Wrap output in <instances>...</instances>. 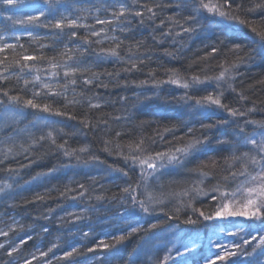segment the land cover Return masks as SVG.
<instances>
[{"label": "snow or ice", "instance_id": "obj_1", "mask_svg": "<svg viewBox=\"0 0 264 264\" xmlns=\"http://www.w3.org/2000/svg\"><path fill=\"white\" fill-rule=\"evenodd\" d=\"M22 3L23 0H0V5L8 6L5 11ZM27 7L31 14L23 18L7 17L22 29L6 27L5 32L13 34H0V165L16 162L15 167L11 163L0 167V172L10 177L19 176L23 170L55 156L59 163L37 173L32 181L40 177L57 179V173L70 169L90 183L71 180L45 185L43 191L22 198L25 205L83 198L118 202V207L112 211L117 219L133 221L139 216L143 222L135 220V226L130 223L116 232H105L100 227L102 235L97 237L94 233L98 226L89 223L88 231L75 228V223L88 220L87 216L66 212L56 217L55 223L59 225L58 232L71 225L69 238L63 241L57 238L46 251L37 248L29 257L17 259L23 246L34 236L25 225L13 219L5 228H0V237L6 238L0 243V250L9 258L6 264H33L34 261L53 264V259L57 264H80L78 258L87 260L86 253H92L98 264H112L122 259V252L136 236L141 237L142 243L133 250L127 264H188L189 256L193 257L192 264H264V119L246 118L264 108L258 107L255 100H251V106H246L250 101L248 90L236 86L241 67L249 65L256 57L264 61V15L254 18L255 14L264 13V0H168L166 3L100 0L88 6L81 5L80 0H33ZM164 9H172V14L162 17ZM93 12L103 13L105 18ZM88 19L94 23L83 22ZM133 22L139 26L154 25L151 39L155 47H149L144 39L133 38L126 44L118 35L109 34L117 30L127 33ZM96 25L101 27L97 29ZM36 28L48 30L49 35L43 38L35 35ZM244 28L253 34L254 47L248 51L230 34ZM157 30L159 36L155 35ZM25 36L27 45L21 42ZM185 37L188 41L200 39L201 46L196 51L201 55L190 59L183 70L161 64L150 67L155 62L152 55L155 48L169 39L178 47L163 48V55L171 60L184 59L182 52L189 47ZM44 40L49 43L42 42ZM34 44L37 46L33 47ZM46 49H51L53 54H47ZM88 55L96 57L92 64L87 63ZM106 62L120 66L119 71L105 69ZM145 68L148 69L147 79L119 81L121 72L131 74L143 72ZM161 71L165 78L158 76ZM103 77L109 78V83L115 81L114 87L149 83L154 88L174 85L183 92L173 99L193 109L196 115L207 113L205 118L211 120L220 111L226 113L227 118L217 117L215 122L209 123L201 120L199 130L183 124L181 135H177L181 128L176 125L142 120L136 125L138 134L125 141L122 137L131 134L115 131L112 135L110 124L130 121L131 117L94 114L95 110L105 107L100 102V94L92 91L109 87ZM209 86H212L211 91H208ZM257 86H264V78L249 85V90ZM90 92L92 94L88 95ZM227 93L235 94L239 106L225 102ZM120 99L128 100L123 96ZM156 99L162 104L170 102L160 96ZM77 107L83 109L79 114L75 111ZM26 116L36 119L29 126L19 127ZM50 117L63 119L51 120ZM241 118H244L242 122ZM71 121L76 123L70 124ZM58 124L62 126L57 127ZM233 124L232 131H220L221 126ZM145 128H152L151 133H146ZM214 129L220 135H216ZM89 133L98 148L90 141L77 147L69 143L77 137L86 139ZM99 153L122 159L128 169L137 174L135 182L126 180L122 187L117 186L118 195L101 193L93 197L98 178L85 169L105 174L116 172L130 180L129 170L106 164ZM19 157L28 163H20ZM15 187V181L5 182L0 193L12 196ZM55 212V208L48 207L37 219L51 220ZM172 221L175 223H169ZM181 225L197 227L185 229L186 239H181L177 246L175 241ZM165 226L173 229L171 239L165 238L166 243L152 252L147 245L158 231L166 230ZM199 226L207 239V254L199 247L203 244ZM49 231L46 225L41 226V232ZM20 232L24 236H20ZM222 234H226L224 239L231 237V242H221ZM54 249H63L62 255L55 256ZM50 253L52 259H48ZM242 256L244 259H240Z\"/></svg>", "mask_w": 264, "mask_h": 264}, {"label": "trees", "instance_id": "obj_2", "mask_svg": "<svg viewBox=\"0 0 264 264\" xmlns=\"http://www.w3.org/2000/svg\"><path fill=\"white\" fill-rule=\"evenodd\" d=\"M33 0H23V3L21 5H18L16 8H13L11 10L5 11L4 9L8 6L0 5V34H6V35H12V32H5V28H15V29H22V26L20 25H13L11 21L7 19V17L12 16L15 18H23L27 14H31V9L27 7L28 4L32 3ZM67 2V0H66ZM100 0H80L81 5L88 6L91 4H97ZM130 2V0H129ZM141 2H144V0H141ZM148 2H151V0H148ZM159 3H166L168 0H157ZM172 14V9H164V11L161 13L162 17H166L168 15ZM93 15H100L101 18H105L103 13H95L93 12ZM261 15H264V13H257L254 15V18L259 19ZM253 18V17H250ZM84 23L93 24L94 21L92 19H88L86 21H83ZM159 21H156V24H158ZM97 29H99L101 26L96 25ZM112 27H115L113 25ZM209 27L215 28V25H210ZM153 28L154 25L151 24H145L144 26H139L136 22H133L132 29L127 33H120L118 30L116 32L109 33L110 35H118L120 39H124L125 43L127 44L130 40L133 38L135 40H141L144 39L149 47H155L154 42L151 39V36L153 35ZM219 29L217 28V31ZM82 32H85L87 30H81ZM34 34L40 37H45L46 35H49L48 30L43 28H36L34 31ZM211 33H209L210 35ZM233 36V39L240 43L241 45L245 46V51L250 50L254 47L252 45V35L250 33V30L247 28H244L242 31H237L235 33H230ZM155 35L159 36V30L155 32ZM95 39V38H94ZM185 42L189 44V47L185 48L182 52V55L184 59L182 60H171L169 57L163 55L162 49L163 48H175L178 47V45H173L171 42V39L167 40L163 45L156 47L155 51L152 53L153 60L155 61L150 65L152 68H156L157 64H161L164 67H176L183 70V68L187 65L188 61L190 59H193L196 55H201L202 53H198L196 49L201 46L200 39H193L191 41H188L185 39ZM22 43L28 42V37L25 36L22 41ZM44 43H49V41L44 40L42 41ZM107 44V41L105 42ZM37 45H33V47H36ZM47 54L52 55L51 49H46ZM96 60V57L93 55H88L87 57V63L92 64ZM103 67L107 69L108 71H113L114 69L116 71H119L118 65L106 62ZM147 71L148 69L145 68L143 72L137 71L133 72L131 74H126L121 72L119 76V81L123 82V80L127 79L128 81L132 80H144L147 79ZM240 75L237 78L236 86L238 89H244L248 90V95L250 96V101L246 106H251V100H255L258 107L264 108V86H257L254 89L249 90V85L253 84L256 80H259L261 78H264V61H261L259 57H256V59L250 63L247 66L241 67L239 69ZM11 75V74H10ZM158 76L160 78H165L163 75V72H159ZM104 83H109V78L103 77L102 78ZM115 83V81H113ZM113 83H109V87L107 89L104 88H93V92H98L102 99L100 102L105 105L100 110H95V115L100 114H111V115H120V116H128L131 117V120H121L119 123H111L110 127L112 129V135H114L115 131H127L131 135L130 136H124L122 137L123 140L127 141L128 139L136 136L139 132V130L136 128V125L139 123V121H157L160 124L163 125H176L178 128H181L180 132H177V135H181L183 132V124H188L189 126L194 127L195 129L199 130V122L203 120L204 123L209 122H215V119L217 117L220 118H227L226 113H222L220 111H217L214 116H212L211 120L205 118L208 114L205 113L203 116L196 115L194 110L191 108H188L184 106L182 103L177 102L173 99V97H179L182 95L183 90L176 88L174 85L170 84H163L159 88H154L151 83L143 86H137L134 84H129L127 88L124 87H114ZM10 86V85H9ZM212 90V86L208 87V91ZM92 93H88V95H91ZM127 97V102H124L120 99V97ZM160 96L162 99L170 101L167 104H162L161 100H157L156 97ZM145 97H149L151 99H145ZM139 98V99H137ZM226 103H229L233 106H239L236 103V96L232 93L226 94ZM243 103V102H241ZM126 110V111H125ZM75 111L79 114L83 111L80 107H77ZM247 119H256L261 120L264 119V111H258L256 113L251 114L250 116L246 117ZM35 116H26L25 119L21 121L19 124V127L23 128L25 126H29L30 122L35 120ZM51 120H62L63 118L59 117H50ZM231 119V118H229ZM244 118H241V122ZM70 124H75V121L69 122ZM62 125L58 124L57 127H60ZM152 127H155V125H152ZM232 128H235V124H233L231 127L228 126H221L222 132H230L232 131ZM70 130V129H67ZM152 128H145V132L150 134ZM251 131V128L248 129ZM87 131V130H86ZM214 129L213 132L216 135H220V132H215ZM0 137H2V134H0ZM171 139V137H168ZM92 142L97 148L99 147L98 144H96V141L91 133L87 136L85 139L84 137H77L69 141V143L73 147L79 146L80 143L83 142ZM157 147H160V145H157ZM101 156V159H104L106 164H111L114 167L118 168H124L126 170H129V178L122 177L119 173L112 172L105 174L102 171H98L96 169H85V172H89L90 175L97 176L98 183L95 185L96 192L92 193L93 197L95 195H99L101 193L112 196V195H118L119 194V188L117 186L122 187L126 180L129 182H135L137 174L133 173L130 169H128V166L124 163V161L118 157L115 156H108L105 153H99ZM18 161L20 163H28L27 160H24L23 157H19ZM11 163L12 167L16 166V162H6L4 165H0V167H7L8 164ZM59 163L57 157H49L47 160L43 161L40 165H33L31 168L25 169L21 172L19 176L10 177L7 173L0 172V187L3 186L5 182L13 183L15 181V191L13 192L12 196H4V194L0 193V228H5V225L8 223H11V221L14 219L15 221L25 225V228L27 231H29L33 236L34 239L27 242L26 245L23 246L22 252L17 255V259H20V257H29V253L36 252L37 248L40 250H47V247L50 246V242L57 240L59 238L60 241L65 240L68 237V229L71 227V225H68L64 227L61 231H57V225L55 223V218L61 215H64L66 212H77V213H83L85 216H87L89 219L84 222H76L75 228H82L83 231H88L89 228L87 225L90 223L97 227L96 233H94L95 236L99 237L102 234L99 231L100 227H103L105 232H116L118 229L121 228H127L128 225L131 223L133 226H135V220H140L143 222L141 217H136L133 221H127V220H119L112 214V211L118 207V202H109V201H96L95 199H92L89 201L87 198L78 199L77 201H49L46 205H41L39 203L34 205H25L22 202V198L24 197H31L33 192L35 191H43V188L45 185L51 186L58 183H69L71 180H76L79 182L84 183H90V181H87L83 175H75L72 170L65 169L62 172L57 173V179H52L51 177L44 178L40 177L38 181H32V177L36 176L37 173L47 171V168L51 165H57ZM26 181H32L29 184H26ZM100 185H103V189H101ZM75 187V185H72ZM6 191H12V190H6ZM74 194V193H73ZM15 204L16 206L13 207L12 205ZM199 207L200 205L197 204ZM48 207H52L56 209V212L53 214V217L51 220H43V219H37L42 213H45ZM88 208H94L95 211H87L85 212V209ZM162 218V217H161ZM169 223H175V221L169 222ZM46 225L49 228V233L45 234L41 232V226ZM197 226H185L181 225V230L178 232V235L176 237V244L179 246L181 239H186L184 230L187 228H194ZM201 228L199 232L200 238L203 239V244L200 246L205 253L207 254V247L204 245L206 244V237L205 233L203 231L202 226H199ZM75 228H72L73 231H75ZM166 230L158 231L157 236L153 238V240L147 245L149 249H151L152 252H155L158 248L162 247L164 243H166V239H171L170 233L173 231V229H167ZM195 234V233H193ZM12 235V234H10ZM20 236H24L23 232L19 233ZM79 235V233H77ZM226 235V234H225ZM224 235V236H225ZM5 237H0V243H3L5 241ZM232 240L231 237H228V243H230ZM17 242H19L17 240ZM86 243V242H85ZM142 243L141 237L136 236L134 237L127 245L126 249L122 252L121 256L122 259L118 258L112 262V264H127L128 258L133 255V250L137 249V246ZM90 246V245H89ZM171 247V245H169ZM251 249L249 248L248 251ZM63 249H54L55 256H61ZM88 259L86 260L84 257H79L80 264H98V261L95 259V256L92 253H86L85 254ZM96 255L103 256L104 253H97ZM52 254H49L48 259H52ZM145 257L142 256V259ZM196 258H199V251L196 253ZM9 258L5 256L4 252L0 250V264H6L7 260ZM193 257L189 256L187 257L188 264H192ZM240 259H244V257H240ZM33 264H38L37 261H34ZM53 264H57V262L53 259ZM60 264H65V262H60Z\"/></svg>", "mask_w": 264, "mask_h": 264}, {"label": "rangeland", "instance_id": "obj_3", "mask_svg": "<svg viewBox=\"0 0 264 264\" xmlns=\"http://www.w3.org/2000/svg\"><path fill=\"white\" fill-rule=\"evenodd\" d=\"M224 235H225V234H222V235L219 237V239H220V241L223 242V243H228V238H227V239H224ZM201 240L203 241L202 238H201ZM201 245H202V244H201ZM201 245H200V246H201ZM206 245H207V239H206V244H205L204 246L206 247ZM200 246H199V247H200Z\"/></svg>", "mask_w": 264, "mask_h": 264}, {"label": "bare ground", "instance_id": "obj_4", "mask_svg": "<svg viewBox=\"0 0 264 264\" xmlns=\"http://www.w3.org/2000/svg\"><path fill=\"white\" fill-rule=\"evenodd\" d=\"M185 39H187L188 40V38L187 37H185ZM216 132V131H215ZM217 133V132H216Z\"/></svg>", "mask_w": 264, "mask_h": 264}]
</instances>
